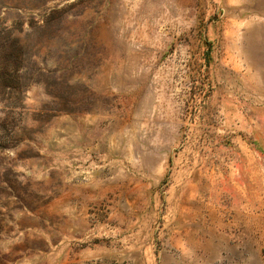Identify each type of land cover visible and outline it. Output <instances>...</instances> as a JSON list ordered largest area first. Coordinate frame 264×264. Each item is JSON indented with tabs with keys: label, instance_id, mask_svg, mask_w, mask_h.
I'll use <instances>...</instances> for the list:
<instances>
[{
	"label": "rangeland",
	"instance_id": "rangeland-1",
	"mask_svg": "<svg viewBox=\"0 0 264 264\" xmlns=\"http://www.w3.org/2000/svg\"><path fill=\"white\" fill-rule=\"evenodd\" d=\"M0 264H264V0H0Z\"/></svg>",
	"mask_w": 264,
	"mask_h": 264
}]
</instances>
